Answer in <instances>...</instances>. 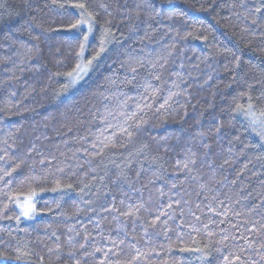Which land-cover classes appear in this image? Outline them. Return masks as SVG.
Masks as SVG:
<instances>
[{"label":"trees","instance_id":"obj_1","mask_svg":"<svg viewBox=\"0 0 264 264\" xmlns=\"http://www.w3.org/2000/svg\"><path fill=\"white\" fill-rule=\"evenodd\" d=\"M250 104L264 0H0V264H264Z\"/></svg>","mask_w":264,"mask_h":264},{"label":"snow or ice","instance_id":"obj_2","mask_svg":"<svg viewBox=\"0 0 264 264\" xmlns=\"http://www.w3.org/2000/svg\"><path fill=\"white\" fill-rule=\"evenodd\" d=\"M74 7L79 8L84 10L82 13L78 14L80 16L79 20L72 24L71 27L72 28H80L83 26H87V31L91 32L92 28H93V24L95 21V17L90 13L87 12V8L86 5L84 3H77L76 5H74ZM105 39L107 38V36L109 35L108 30H105ZM85 43L88 40L87 36L83 37ZM105 50L104 48V41L101 42V48H100V52H98L95 56H93L89 61H88V65H91L93 63L94 60H96L100 53H102ZM84 51L83 45H81V59L82 57V53ZM87 66L82 65V64H77L76 65V69L74 73H69V77H71V81L72 83H75L76 81H78L83 74L86 73L87 71ZM133 72L136 71L135 68L131 69ZM156 79H159V77H156ZM165 104L168 103L167 100H165L164 102ZM163 107V105H162ZM238 111H243L245 113V115L249 118V124L252 127V130L254 132L257 133V135L261 138L264 139V110H260L259 114H257L256 111H253L251 104L249 105L248 109H243L242 106H238ZM135 116V114H133L132 117H129V119H133ZM143 123V121H141V124ZM141 124H137V127H140ZM125 132H127V129H123ZM129 135H131L129 133ZM107 146V145H105ZM19 165H16V168H19ZM185 167H187V165H185ZM16 168H13L12 171H15ZM6 175H11V172H7L5 173ZM69 187H71V185H69ZM55 190V189H53ZM38 195V193L33 189L31 191H29L25 198L23 200H21L18 196L15 197V202L20 204L21 208H22V214L26 217L30 216L31 213H33L35 211V204H34V199L35 197ZM169 207H171V205H169ZM126 215H133L132 212L126 213ZM157 219H159V217H157ZM193 231H196V229H193ZM224 239H227V237H225ZM220 243H223V240L220 241ZM183 251H190V252H201L203 253V249L201 248H184L182 249ZM96 251H100V249H97ZM138 259V257H137ZM224 261L225 264H236V262L238 261L239 264H244V261L241 260L240 256L236 255L234 256V258L232 260H229L227 256L224 257Z\"/></svg>","mask_w":264,"mask_h":264},{"label":"rangeland","instance_id":"obj_3","mask_svg":"<svg viewBox=\"0 0 264 264\" xmlns=\"http://www.w3.org/2000/svg\"><path fill=\"white\" fill-rule=\"evenodd\" d=\"M83 75H84V74H83ZM83 75H82V76H83ZM76 82H77V81H76ZM76 82H75V83H76ZM24 198H25V197H24ZM24 198H21V200H23ZM37 199H38V196L35 197V199H34V204H35V202H36ZM17 205H18V208H19V211H20L21 217H22L25 221H29V220L33 219L34 212L31 213L30 216L26 217V216H24V215L22 214V211H23V210H22L20 204L17 203Z\"/></svg>","mask_w":264,"mask_h":264}]
</instances>
